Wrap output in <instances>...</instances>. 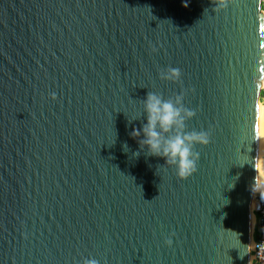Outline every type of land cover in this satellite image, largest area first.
<instances>
[{
  "label": "water",
  "instance_id": "obj_1",
  "mask_svg": "<svg viewBox=\"0 0 264 264\" xmlns=\"http://www.w3.org/2000/svg\"><path fill=\"white\" fill-rule=\"evenodd\" d=\"M183 2L0 0V264H248L264 14ZM147 92L209 134L187 179L131 154Z\"/></svg>",
  "mask_w": 264,
  "mask_h": 264
},
{
  "label": "clouds",
  "instance_id": "obj_2",
  "mask_svg": "<svg viewBox=\"0 0 264 264\" xmlns=\"http://www.w3.org/2000/svg\"><path fill=\"white\" fill-rule=\"evenodd\" d=\"M228 0H219V7L226 6ZM183 7H188L187 0H184ZM261 10L264 11V0H260ZM181 73L179 69L168 67L160 72L162 80L178 82ZM55 99V93H52ZM143 123L139 128L132 127L129 137L138 144V150L131 154L136 157L145 152L147 157H158L165 161V164L175 169L178 179H187L197 170L199 154L193 151L196 144L207 145L209 134L205 131H187L186 121L195 116L193 110L183 106V95L175 98L165 99L163 96L147 92L142 100ZM257 123L252 130V142H264V105L260 106ZM134 121V120H133ZM129 124L132 121H128ZM128 149V151H125ZM122 151L127 154L129 147L127 143L122 144ZM248 166L255 175L251 178L248 190L251 193H259L264 199V153L257 151L255 156L248 155L242 160L240 167ZM171 244V239L165 241ZM84 264H99L94 258L84 260Z\"/></svg>",
  "mask_w": 264,
  "mask_h": 264
},
{
  "label": "built area",
  "instance_id": "obj_3",
  "mask_svg": "<svg viewBox=\"0 0 264 264\" xmlns=\"http://www.w3.org/2000/svg\"><path fill=\"white\" fill-rule=\"evenodd\" d=\"M264 14V11H262ZM258 104L264 105V83L261 85ZM251 223L248 264H264V199L259 193L251 198Z\"/></svg>",
  "mask_w": 264,
  "mask_h": 264
},
{
  "label": "bare ground",
  "instance_id": "obj_4",
  "mask_svg": "<svg viewBox=\"0 0 264 264\" xmlns=\"http://www.w3.org/2000/svg\"><path fill=\"white\" fill-rule=\"evenodd\" d=\"M261 83H264V76L263 78L261 79ZM259 105V104H258ZM259 109H260V105H259ZM260 114V113H259ZM260 152L261 153H264V142H260ZM253 222V218L251 216V223Z\"/></svg>",
  "mask_w": 264,
  "mask_h": 264
},
{
  "label": "snow or ice",
  "instance_id": "obj_5",
  "mask_svg": "<svg viewBox=\"0 0 264 264\" xmlns=\"http://www.w3.org/2000/svg\"><path fill=\"white\" fill-rule=\"evenodd\" d=\"M261 31L264 32V26H261ZM261 47H264V44H262Z\"/></svg>",
  "mask_w": 264,
  "mask_h": 264
}]
</instances>
